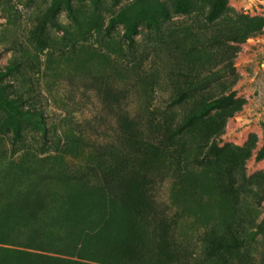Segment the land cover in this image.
<instances>
[{
    "label": "rangeland",
    "instance_id": "rangeland-1",
    "mask_svg": "<svg viewBox=\"0 0 264 264\" xmlns=\"http://www.w3.org/2000/svg\"><path fill=\"white\" fill-rule=\"evenodd\" d=\"M179 1L0 0V87L22 113L15 132L0 107V264L258 263L264 0H222L213 20L219 0ZM49 8L55 23L40 24ZM227 95L238 108L219 134H208L216 112L175 133ZM164 126L168 148L156 143ZM128 131L142 136L135 168L168 229L115 195L120 179L75 178L122 159Z\"/></svg>",
    "mask_w": 264,
    "mask_h": 264
},
{
    "label": "trees",
    "instance_id": "trees-1",
    "mask_svg": "<svg viewBox=\"0 0 264 264\" xmlns=\"http://www.w3.org/2000/svg\"><path fill=\"white\" fill-rule=\"evenodd\" d=\"M117 1V0H114ZM186 1H179L177 3V9L180 11H184L186 7ZM222 5V0H219V2L212 6V8L208 12V19L213 20L217 17L218 14H220V8ZM146 12V16L150 17V14L148 11ZM162 12H165L162 10ZM121 15L119 12L112 15L109 18L108 26H112L114 22L120 21ZM46 22H49L51 24L55 23L54 20V10L52 8H49L45 15L40 18L39 23L44 24ZM133 26L128 27V29L125 30L124 36L127 39L131 38V32L133 31ZM199 83H202V80L194 81L192 80L191 86L195 87ZM5 87H0V107L7 112L9 118L8 122L13 127L14 131L18 129V125L16 122L15 117L20 116L22 113L18 110L16 105L14 104L13 99H6L3 97L2 93L4 92ZM236 100H233L230 95L227 96H220L217 98H214L212 100H209L205 104L202 105V107L194 112H191L188 114L184 121L181 123L180 126L177 127L175 130L176 134L183 133V130L188 128H194V124L197 121H200L203 117L209 116L212 112H216L217 117H219L223 122L217 124L212 131H210L208 134L211 136L213 134H219L222 130V126L224 124V121L226 118L230 115H232L236 109L238 108L236 105ZM220 121V120H219ZM41 128V135L44 137L46 134V131L44 129L43 124L40 125ZM160 132V134L156 137V143L159 145H163L164 147L168 148L173 145L172 139H173V133L170 131L168 132V128L164 126ZM213 133V134H212ZM208 135V138H209ZM125 141L127 142L125 145V153L123 154L122 159L114 162L112 165L102 168L98 171H96L93 175L90 176H79L76 175L75 178L78 180L83 181H91L95 180L98 184L100 183H109L114 182L116 180L119 181L117 189H114L115 195H117L119 198H125V201L128 202L129 205H131L137 214H142L146 218H151L157 228L159 230H163V227H167L170 225V217H167L166 210L159 209L157 200L155 197V190L153 186V181H149L145 175L141 176L138 172V170L135 168V162L136 159L144 152L143 149V140H141L142 136H139L135 132L128 131L127 134L124 135ZM216 148L214 147V144H210L208 149V155H215L214 151ZM169 231V230H168ZM170 234V233H169ZM163 236V234H162ZM166 236V235H165ZM170 236V235H169ZM168 236V238H169ZM169 244L174 245V243H171L170 239H168ZM218 244V245H217ZM227 244L226 242H217L214 243V245H217L219 247H223ZM264 248L261 251L260 260L257 264H264ZM244 254H246L247 257H252V255H255V250L253 246L249 245L245 251ZM256 264V261H255Z\"/></svg>",
    "mask_w": 264,
    "mask_h": 264
}]
</instances>
